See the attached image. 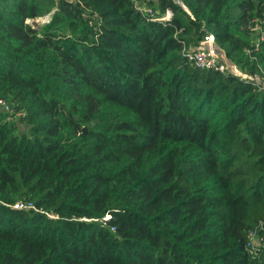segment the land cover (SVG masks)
<instances>
[{
  "label": "trees",
  "instance_id": "16d2710c",
  "mask_svg": "<svg viewBox=\"0 0 264 264\" xmlns=\"http://www.w3.org/2000/svg\"><path fill=\"white\" fill-rule=\"evenodd\" d=\"M181 1L0 0V264H264V95L183 54L264 73V0Z\"/></svg>",
  "mask_w": 264,
  "mask_h": 264
},
{
  "label": "built area",
  "instance_id": "2783aa9c",
  "mask_svg": "<svg viewBox=\"0 0 264 264\" xmlns=\"http://www.w3.org/2000/svg\"><path fill=\"white\" fill-rule=\"evenodd\" d=\"M133 6L149 17L153 21L166 22L168 21L172 14L170 11H166V14L162 17H156L154 12L150 7L146 5V0H130ZM50 20V15L43 16L41 18L35 19V22H41L42 24H47ZM34 20L28 21L29 24H34ZM250 30L256 35V42L263 41L264 39V14L261 18L253 21V25L250 27ZM214 37L211 33H207L203 38L198 42L196 46L183 48V54L186 59L192 63L194 67L202 70L215 69L221 73L226 71L230 72L226 65L222 64L218 58L213 53ZM247 83H250L253 87L256 88L259 92H262L264 95V73L262 71L250 74L246 71L238 69L234 65V72H230ZM0 110L3 113H11V107L9 103L0 98ZM17 209L27 208L22 204L15 205ZM109 216L105 217V220L109 219ZM262 228V225H261ZM247 251L250 255H255L260 249H264V241L258 235L256 230H250L247 234Z\"/></svg>",
  "mask_w": 264,
  "mask_h": 264
},
{
  "label": "water",
  "instance_id": "95a60500",
  "mask_svg": "<svg viewBox=\"0 0 264 264\" xmlns=\"http://www.w3.org/2000/svg\"><path fill=\"white\" fill-rule=\"evenodd\" d=\"M173 2L174 4L179 6L184 12H186L187 14H190L189 10L186 8V6L183 4L181 0H173ZM213 53L222 64L227 66L230 72H234L233 62L225 56L223 50L215 43L213 45ZM86 131L87 130L84 128L83 133L86 134Z\"/></svg>",
  "mask_w": 264,
  "mask_h": 264
},
{
  "label": "rangeland",
  "instance_id": "374dc122",
  "mask_svg": "<svg viewBox=\"0 0 264 264\" xmlns=\"http://www.w3.org/2000/svg\"><path fill=\"white\" fill-rule=\"evenodd\" d=\"M33 23H34L33 25H36V26H42L43 25L41 22H35V20ZM23 133H27V129L23 125H20L16 134L21 135Z\"/></svg>",
  "mask_w": 264,
  "mask_h": 264
}]
</instances>
